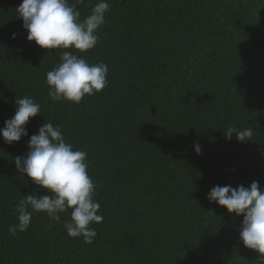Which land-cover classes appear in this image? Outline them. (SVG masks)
I'll list each match as a JSON object with an SVG mask.
<instances>
[{"label": "trees", "instance_id": "trees-1", "mask_svg": "<svg viewBox=\"0 0 264 264\" xmlns=\"http://www.w3.org/2000/svg\"><path fill=\"white\" fill-rule=\"evenodd\" d=\"M97 2L69 0L81 19ZM107 2L97 46L69 51L108 65L109 84L74 104L48 95L61 50L28 41L22 0H0V129L17 99L41 106L21 141L0 135V264H255L243 217L207 196L217 185L264 187V0ZM46 122L87 152L104 217L92 244L67 235L71 209L59 222L34 212L27 231L9 232L24 195H51L15 164ZM229 126L254 134L229 141Z\"/></svg>", "mask_w": 264, "mask_h": 264}, {"label": "clouds", "instance_id": "clouds-1", "mask_svg": "<svg viewBox=\"0 0 264 264\" xmlns=\"http://www.w3.org/2000/svg\"><path fill=\"white\" fill-rule=\"evenodd\" d=\"M77 2L84 4L85 0ZM16 10L28 32V41H35L49 52L61 50L60 62L46 74L52 101L80 104L86 96H94L107 88L108 65L103 61L90 64L84 57L69 51L86 53L97 46L99 31L111 11L107 0H98L83 19L76 4H70L69 0H22ZM16 36L12 34L13 39ZM16 105L14 116L0 129V135L8 144L28 136L30 118L41 114L40 104L30 96L17 99ZM61 128L51 122L42 124L38 134L30 137L27 155L15 157L17 171L51 195H24L15 206L18 223L10 225L9 232L16 235L27 231L34 212L45 213L59 222L61 214L71 209V221L64 222L67 235L92 244L97 236L92 225L104 219L98 214L101 205L94 198L98 185L87 171L90 164L87 152L74 149ZM233 133L238 142H245L251 140L254 130L250 126L242 130L229 126L225 130L226 139L230 141ZM194 147L198 155L202 153L199 143ZM207 199L225 207L229 214L243 217L240 240L246 248L259 253L255 264H264V187L258 181H253L249 187L217 185L209 191Z\"/></svg>", "mask_w": 264, "mask_h": 264}, {"label": "water", "instance_id": "water-1", "mask_svg": "<svg viewBox=\"0 0 264 264\" xmlns=\"http://www.w3.org/2000/svg\"><path fill=\"white\" fill-rule=\"evenodd\" d=\"M258 255H259V253H258Z\"/></svg>", "mask_w": 264, "mask_h": 264}]
</instances>
